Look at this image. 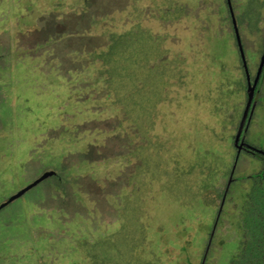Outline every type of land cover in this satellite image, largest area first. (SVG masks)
<instances>
[{"label": "rangeland", "instance_id": "obj_1", "mask_svg": "<svg viewBox=\"0 0 264 264\" xmlns=\"http://www.w3.org/2000/svg\"><path fill=\"white\" fill-rule=\"evenodd\" d=\"M260 2L254 30L249 0H231L252 81ZM138 32L152 41L142 80L111 87L93 54ZM247 90L228 0H0V205L55 172L0 211V264H101L90 247L122 233L133 251L118 264H230L262 163L239 154L222 207L214 189ZM255 101L243 142L264 149V76Z\"/></svg>", "mask_w": 264, "mask_h": 264}, {"label": "trees", "instance_id": "obj_2", "mask_svg": "<svg viewBox=\"0 0 264 264\" xmlns=\"http://www.w3.org/2000/svg\"><path fill=\"white\" fill-rule=\"evenodd\" d=\"M261 9L262 3L260 0H249L248 7L243 12L241 17L242 21H245L251 29L257 30L262 20ZM241 18H239L238 21ZM110 40L111 44L105 51L93 54L95 61H98L107 67L103 70V73L108 76V83H110L111 87H115L113 86L115 80H120L123 83L125 80H129V82H136V84H132L135 86V89H137L136 87L139 86L142 80L143 72L145 71L142 63L145 62V64H148L150 59L153 57L150 52L151 50L148 49L145 51L143 48L145 47L144 44H147L148 46L150 45L149 43L152 42L151 39L145 40L142 33L138 32L136 34L131 33L128 35L114 34L111 36ZM158 57H162L161 51H159ZM164 76V73L160 76V78L162 77V86L164 83V80H162ZM263 76L264 70L260 82L256 87L255 97L259 90ZM133 96L136 97V93L134 91L129 92V97L132 98ZM255 106L256 101L254 98L241 142H243V136L250 123ZM151 108H149V110H151ZM235 148L237 151L236 160L233 168L230 169V171L228 170V175L226 174V176H228L226 184H222V188L220 187L219 189H214L217 193L218 199L221 201L220 207L223 206L226 197L230 193L239 154L247 153L255 157L262 163V168L259 172L247 177V180L251 182V187L245 197L238 219V227L242 232L241 249L239 254L231 260L230 264H264V154L248 148H243L242 150H239L237 146H235ZM261 150L264 151V149ZM204 190L208 192L205 187ZM201 196H203L206 203H213L210 201L209 193H203ZM120 239L122 243L119 241L113 242L110 239L94 243L90 247L93 251V258L98 263L101 262V264H118L120 261H125L126 257H123L124 255L123 252H121V248L126 246V244H129L126 247L131 249L130 252H132L133 247L132 244H130L132 242H130V236L128 235L127 237L125 233L120 234ZM85 246L89 245L87 244Z\"/></svg>", "mask_w": 264, "mask_h": 264}, {"label": "water", "instance_id": "obj_3", "mask_svg": "<svg viewBox=\"0 0 264 264\" xmlns=\"http://www.w3.org/2000/svg\"><path fill=\"white\" fill-rule=\"evenodd\" d=\"M228 4L231 10V15L233 18V24H234V28H235V34H236V38H237V42H238V47H239V51H240V55L242 57V61H243V66L245 69V73H246V77H247V83H248V90H247V95H248V100H247V104L238 128V132L237 135L235 137V141L234 144L235 146L238 147L239 150H242L243 148H248L251 149L253 151H257L259 153L264 154V151H262L261 149L255 148L252 145L246 144L244 142H241V138L246 126V123L248 121L249 118V114L251 111V107L255 98V92H256V87L258 85V83L260 82L263 70H264V53L263 56L261 58V63L259 66V70L258 73L256 75V78L254 81H252L251 75H250V71H249V67H248V62L246 59V55H245V51H244V47L242 44V39L240 36V32H239V28L237 25V21L235 18V15L233 13V8H232V3L231 0H228ZM53 175H55V172L53 170H47L40 178H38L37 180H35L33 183H31L30 185H28L27 187H25L23 190L19 191L17 194L13 195L11 198H9L6 202H4L3 204L0 205V211L5 208L6 206H8L9 204H11L12 202L16 201L17 199L21 198L22 196H24L28 191H30L31 189H33L34 187H36L37 185L41 184L42 182H44L45 180L49 179L50 177H52Z\"/></svg>", "mask_w": 264, "mask_h": 264}]
</instances>
